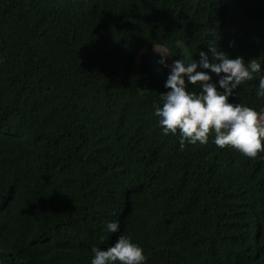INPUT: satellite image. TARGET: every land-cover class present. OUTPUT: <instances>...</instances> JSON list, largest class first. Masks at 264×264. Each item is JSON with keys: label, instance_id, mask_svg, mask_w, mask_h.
<instances>
[{"label": "trees", "instance_id": "trees-1", "mask_svg": "<svg viewBox=\"0 0 264 264\" xmlns=\"http://www.w3.org/2000/svg\"><path fill=\"white\" fill-rule=\"evenodd\" d=\"M154 45L256 58L229 102L264 112V0H0V264H91L121 235L146 264H264V152L164 136Z\"/></svg>", "mask_w": 264, "mask_h": 264}, {"label": "clouds", "instance_id": "clouds-1", "mask_svg": "<svg viewBox=\"0 0 264 264\" xmlns=\"http://www.w3.org/2000/svg\"><path fill=\"white\" fill-rule=\"evenodd\" d=\"M157 53L160 55L158 63L170 68L164 85L169 91L160 94L161 104L153 105V115L158 118L164 136L177 137L181 150L186 144L206 145L214 135L217 148L235 150L248 159H255L264 152V112L229 102L239 86L261 72L256 58L247 63L240 56L230 59L222 50L210 46L207 52H199L198 60L177 59L168 65L170 56ZM208 71L219 77L222 92L218 91L217 83L212 82ZM189 85L198 87L199 91H189ZM256 94L264 98V75L259 76ZM107 231L118 232L119 224L108 223ZM92 252L91 264H146L147 259L143 249L124 235L106 250L93 247Z\"/></svg>", "mask_w": 264, "mask_h": 264}, {"label": "rangeland", "instance_id": "rangeland-1", "mask_svg": "<svg viewBox=\"0 0 264 264\" xmlns=\"http://www.w3.org/2000/svg\"><path fill=\"white\" fill-rule=\"evenodd\" d=\"M157 52H161V53H166V52H165V50L161 46L154 45L152 47V53H153L152 69L156 73H158L159 75H162V72H163L162 66L159 65V64H157L156 61L154 60V57L155 56L160 57V55ZM167 63H168V65H171L172 64V61H171L170 58L167 59ZM169 74H170V68H167V76Z\"/></svg>", "mask_w": 264, "mask_h": 264}]
</instances>
